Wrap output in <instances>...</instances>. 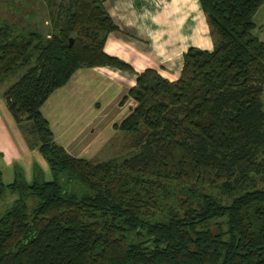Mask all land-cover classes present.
<instances>
[{
  "label": "trees",
  "instance_id": "obj_1",
  "mask_svg": "<svg viewBox=\"0 0 264 264\" xmlns=\"http://www.w3.org/2000/svg\"><path fill=\"white\" fill-rule=\"evenodd\" d=\"M199 3L213 49L189 47L174 81L138 73L121 99L134 104L112 126L136 151L94 161L54 140L41 107L77 69L132 70L103 49L117 25L101 0H46L44 36L34 7L8 0L0 82L25 71L3 98L45 167L8 183L0 169V199L17 195L0 213V264H264V41L253 21L264 0Z\"/></svg>",
  "mask_w": 264,
  "mask_h": 264
},
{
  "label": "crops",
  "instance_id": "obj_2",
  "mask_svg": "<svg viewBox=\"0 0 264 264\" xmlns=\"http://www.w3.org/2000/svg\"><path fill=\"white\" fill-rule=\"evenodd\" d=\"M101 1L117 25L116 30L107 34L103 49L107 54L130 64L132 70H121L108 65L77 69L65 85L49 95L43 108L41 107L49 125L57 116H62L60 122L66 127L79 118L87 122L85 114L88 117L92 115L94 119L91 121L95 124L87 128L89 133L81 132L79 139L70 143L61 140L60 135L55 137V130L59 128L57 124L50 126L54 140L69 154L83 157L73 153L74 150L79 152L83 147L82 152L85 150L87 154L91 153L90 159L96 156L94 147L97 151L108 146L114 134L107 131L114 123H119L133 106L131 98L124 103H121V99L135 84L138 73L150 68L163 78L174 81L180 75L183 54L189 47L209 51L213 49L209 26L199 0ZM253 21L255 33L264 41V3L256 10ZM2 99L4 105L0 101V107L11 131L15 133L18 150H3L4 145L1 144L0 166L2 164L9 171L11 181L18 169L25 178H29L33 165L38 162L41 164L43 159L36 149L28 146L8 111L3 96ZM125 107L127 111L123 113L122 108ZM103 123L107 124L102 126ZM0 140L4 141L1 131ZM12 147L14 148L13 143Z\"/></svg>",
  "mask_w": 264,
  "mask_h": 264
},
{
  "label": "rangeland",
  "instance_id": "obj_3",
  "mask_svg": "<svg viewBox=\"0 0 264 264\" xmlns=\"http://www.w3.org/2000/svg\"><path fill=\"white\" fill-rule=\"evenodd\" d=\"M15 4H17V2H25L26 9L30 10L31 8L34 7L35 11H34V16L29 18V22H31V24L33 25V27L39 29L44 36H48L49 35V31H50V22L47 16V9L46 6L44 5V3L46 4V0H41V2L39 0H13ZM56 2H60L63 1L65 2L66 0H55ZM44 2V3H43ZM5 6H2V2L0 3V11L2 12L3 16L6 17H10L9 12L7 11L8 9V0H6L5 2ZM2 16V17H3ZM25 71V68H18L16 71H14L12 74H10L7 78L4 79V81L0 82V93H1V97H0V101L3 103V92L14 82L16 81ZM262 102L264 104V90L262 92V96H261ZM4 105V103H3ZM1 106V105H0ZM43 108V107H42ZM41 108V109H42ZM123 113H126L127 108H122ZM62 116H57L55 118H53L50 122V126L53 127V125L57 124L59 128H56V132H55V137L57 138V135H60V139L61 140H65L66 142H73L79 139L78 135L82 132H84L85 134L89 133V129H87L91 124H95L93 121H91L92 119H94L92 117V115H86L85 114V119L87 120V122L81 118L77 119L78 121H73L71 123H68V125L66 127L63 126V124H61L60 120H61ZM76 118V116H75ZM81 119V120H80ZM105 124L107 123H103L101 124L102 126H105ZM87 129V130H86ZM110 130H108L107 132H110L111 134H114L112 139L109 140V144L106 148L103 149H98L96 151V147L95 148V157H94V161H102V160H108L111 158H115V159H122L124 157H128L130 156L132 153H134L136 151V148L131 147L130 146V142H131V137L132 135L130 133H126L120 130H115L112 129V127L109 128ZM0 131L2 132V136L4 137V141L0 140V146L1 144H3L4 146H2L3 150L6 149H17V139L15 136V133H13L11 131V128L9 126V123L7 121L6 116L3 114V111L1 110L0 107ZM9 140H7V138ZM80 141V140H79ZM14 148L12 147V143ZM81 142V141H80ZM71 149V148H69ZM83 147L79 150V152H75V150L73 151V153H75L74 155H80L83 157H88L90 158L91 153L87 154V151L84 150V152H82ZM93 150V148L91 149ZM8 152V151H7ZM6 152V153H7ZM78 153V154H76ZM16 161V160H15ZM44 165V161L41 163ZM7 166H9V164H7ZM1 170L3 171V181L8 183L11 181V178L8 177L9 175V171L7 169H5V167L3 168L2 164H1ZM48 175V171H47V176ZM260 186H264L263 183L259 184ZM17 197L16 194L14 193H10L7 192L5 197L0 199V213H2L3 211H5L8 207H10V205L12 204L13 200ZM31 203V199H29V204Z\"/></svg>",
  "mask_w": 264,
  "mask_h": 264
}]
</instances>
